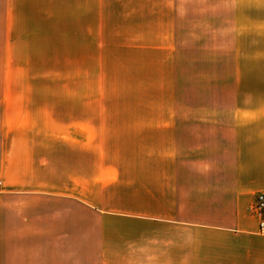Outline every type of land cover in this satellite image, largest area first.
Instances as JSON below:
<instances>
[{
    "label": "crops",
    "instance_id": "1",
    "mask_svg": "<svg viewBox=\"0 0 264 264\" xmlns=\"http://www.w3.org/2000/svg\"><path fill=\"white\" fill-rule=\"evenodd\" d=\"M213 1L173 0L130 105L0 95V264H85L86 222L108 220L140 227L127 264H264V105L254 73L241 86L254 58L229 88L245 31Z\"/></svg>",
    "mask_w": 264,
    "mask_h": 264
},
{
    "label": "rangeland",
    "instance_id": "2",
    "mask_svg": "<svg viewBox=\"0 0 264 264\" xmlns=\"http://www.w3.org/2000/svg\"><path fill=\"white\" fill-rule=\"evenodd\" d=\"M235 1L208 3L210 11L223 13L230 28L238 21L245 31L239 49L229 35V88L237 87L234 59L254 58V65L240 67L243 74H250L241 86L251 88L254 73L264 105V0ZM173 4V0H0V95L16 92L32 96L39 105L58 106L75 104L81 91L85 106L130 105L132 97L139 96L141 62L156 57V46L171 43V31L164 27L171 22ZM91 216L86 213V219ZM110 221L105 226L86 222L85 264H127L125 241L140 227Z\"/></svg>",
    "mask_w": 264,
    "mask_h": 264
},
{
    "label": "built area",
    "instance_id": "3",
    "mask_svg": "<svg viewBox=\"0 0 264 264\" xmlns=\"http://www.w3.org/2000/svg\"><path fill=\"white\" fill-rule=\"evenodd\" d=\"M254 211L262 217L261 226H262V228H264V219H263V215H264V193H262V192L260 194H258V198H257L256 204H255Z\"/></svg>",
    "mask_w": 264,
    "mask_h": 264
}]
</instances>
